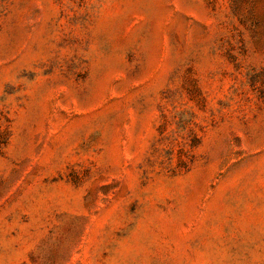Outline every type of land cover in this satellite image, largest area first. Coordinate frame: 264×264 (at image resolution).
<instances>
[{
    "label": "rangeland",
    "instance_id": "rangeland-1",
    "mask_svg": "<svg viewBox=\"0 0 264 264\" xmlns=\"http://www.w3.org/2000/svg\"><path fill=\"white\" fill-rule=\"evenodd\" d=\"M0 264H264V0H0Z\"/></svg>",
    "mask_w": 264,
    "mask_h": 264
}]
</instances>
